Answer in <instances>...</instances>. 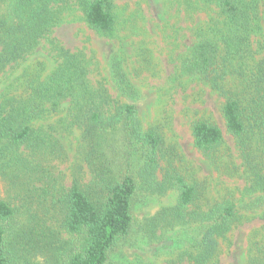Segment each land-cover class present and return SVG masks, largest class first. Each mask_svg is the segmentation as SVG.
Listing matches in <instances>:
<instances>
[{"label": "trees", "instance_id": "16d2710c", "mask_svg": "<svg viewBox=\"0 0 264 264\" xmlns=\"http://www.w3.org/2000/svg\"><path fill=\"white\" fill-rule=\"evenodd\" d=\"M71 1L82 11L90 28L111 36L115 24L112 0H0V75L25 60L44 39L59 60L43 81L28 75L20 95L0 99V158L9 154L11 160L19 162L23 152L34 157L39 153L61 156L57 141L47 136L38 122L67 103L69 119L81 131L82 155L90 175L86 183L75 178L68 190L54 189L53 209L58 212L57 223L66 239L50 224L28 219L24 209L0 197V264H106L110 253L130 234L138 191L136 178L150 194L161 195L171 186L179 194L174 207L160 210L150 221V238L160 240L168 229L190 223L197 227L196 233L188 238V248L178 259L211 264L218 241L240 221L236 206L224 201L206 211H189L198 196L195 186L178 175L166 176L162 185L153 180L162 149L160 135L142 130L134 104L110 108L106 92L89 86L79 58L50 38ZM200 1L219 9L222 31H211V36L199 32L198 40L181 62V70L224 94L221 82L234 71L231 59L245 58L249 36L256 31L264 39V23L257 28L253 25L257 20L255 0ZM256 66L257 72L245 89H249L246 104L228 97L222 107L226 132L242 149L251 177L250 192L258 195L246 204V209L252 210L264 207V158L255 163L247 153V137L253 131L264 151V62ZM116 84L122 94L130 95L121 76ZM192 137L195 147L206 154L223 142L220 128L207 121L195 122ZM133 156L143 158L136 174L131 172ZM48 190L49 184L43 194ZM249 264H264V245L257 256L250 257Z\"/></svg>", "mask_w": 264, "mask_h": 264}, {"label": "rangeland", "instance_id": "374dc122", "mask_svg": "<svg viewBox=\"0 0 264 264\" xmlns=\"http://www.w3.org/2000/svg\"><path fill=\"white\" fill-rule=\"evenodd\" d=\"M256 1L255 28L264 23V0ZM112 2L115 24L111 36L90 28L82 11L71 1L50 38L79 58L89 86L106 92L111 100L110 108L134 104L142 130L160 135L162 149L153 178L156 183L162 185L166 176L178 175L195 186L198 196L189 211H206L224 201L236 206L240 221L218 241V252L211 264H249L250 257L257 256L264 245V207L246 209V204H251L258 195L250 192L251 177L242 149L226 132L222 107L228 97L246 104L247 83L257 72L256 63L264 62V39L256 31L249 36L245 58L231 59L234 71L221 82L225 92L222 94L199 77L181 70V62L198 40L199 32L211 36V31H222L220 11L214 4L200 0ZM223 33H226L224 29ZM58 65L51 44L47 39L41 40L25 60L0 75V99L20 95L26 76L33 75L43 81ZM120 76L128 84L126 91L130 95L122 94L117 86ZM197 121L213 123L222 131V144L210 154L194 145L192 127ZM38 126L57 141L62 155L46 157L39 153L34 157L23 152L19 162L11 160L9 154L2 156L0 197L24 209L28 219L50 224L66 239L68 236L57 223L58 212L53 209L54 189L68 190L75 178L82 183L90 178L82 155L81 131L71 123L67 103L41 118ZM253 132L247 137V153L256 163L264 158V151L256 131ZM142 159L133 156L131 172L136 174ZM136 179L138 191L133 201L130 234L110 253L106 264H191L178 257L188 248V238L195 235L196 226L189 223L168 229L160 240H153L148 233L153 217L160 210L175 206L178 191L171 186L165 193L153 195L141 188L140 178ZM48 184V194H43Z\"/></svg>", "mask_w": 264, "mask_h": 264}]
</instances>
